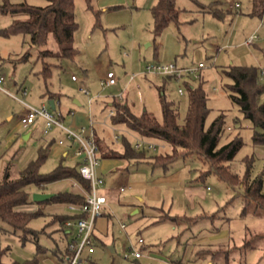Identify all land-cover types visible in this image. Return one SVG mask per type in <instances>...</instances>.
<instances>
[{"label": "rangeland", "instance_id": "rangeland-1", "mask_svg": "<svg viewBox=\"0 0 264 264\" xmlns=\"http://www.w3.org/2000/svg\"><path fill=\"white\" fill-rule=\"evenodd\" d=\"M21 1L46 4L45 0H9L11 3ZM155 1L74 0L77 28L73 46L77 53L73 59L38 57L42 49L58 48L55 40L50 36L46 44L36 45L21 34L3 35L1 32L13 16L0 14V75L4 77L3 87L15 95L0 90V179L6 167L11 177H17L37 156L38 147L52 130L44 133L38 118L22 127L19 116L23 103L19 99L35 108L48 109H51L49 101L52 100L55 105L52 111L64 126L76 132L83 127L88 133L91 121L96 136L111 150L121 152L122 138L115 141L112 128L133 146L137 139L147 138L132 135L123 125L113 127L108 115L113 97L126 100L136 114L143 109L152 111L160 121L159 102L156 100L157 107L151 110L153 105L151 108L150 94L146 90L156 96L163 93L177 106V120L182 122L188 106V87L199 84L209 108L205 126L222 113L225 131L220 143L235 135L242 140L229 162L230 168L242 177L245 160L249 159L250 177L261 175L264 181V143L253 141L252 124L228 97L225 84L229 79L221 71L229 64L264 68V23L260 24L261 16L254 0H175V6L180 9L179 23L170 22L158 33L153 32L150 12ZM215 3L224 12L222 17L208 10ZM252 33L260 39L244 44ZM199 62L204 67L198 77L193 73L169 77L146 72L147 66L155 64H174L181 68L193 67ZM46 63L50 74L44 77L42 70ZM108 71L114 73L116 84L102 86L100 81ZM130 76L134 79L132 82ZM260 82L264 84V77H260ZM82 88L89 90V96H95L91 105L95 115L88 114V96ZM120 91V96H116ZM260 99L264 101V93ZM82 108L84 114H79ZM75 118L81 120L76 126L70 123ZM26 134H29L27 138ZM66 148L52 141L40 172H48L59 164L79 167L84 155L68 150L63 158L61 155ZM168 150L159 145L157 150L147 153ZM207 169L208 164L194 155L175 158L162 167L147 161L126 162L119 157H103L98 151L95 171L104 180L103 188L112 186L114 191L108 195L109 208L103 210L110 211L108 235L98 234L99 241L93 242L92 257L96 264H199L193 260L196 255L203 259V264H225V259L227 264H264V209L255 210L248 204L242 211L244 202L237 194L240 188L230 187ZM74 182L61 179L44 188L32 184L30 196L34 192L80 191L72 186ZM129 183L133 189L117 191L119 185ZM149 185L159 190L147 191ZM103 188L100 190L107 193ZM19 209H39L40 213L28 224L36 233V239L31 234L25 239L20 236V230L0 222L1 259L4 262L29 259L34 260L32 264H62L59 256L65 254L67 241L76 231L70 228L71 233L65 235L55 217L72 212L64 203L53 200L40 204L33 201ZM136 209L138 211L133 213ZM165 215L179 219L159 221ZM196 215L199 217L195 222L189 223L190 219H186ZM181 218L184 221H180ZM120 223L126 227L120 228ZM252 235H257L251 240L253 247L241 248ZM138 237L144 240L143 246L134 244L141 256L126 258L124 254L130 241Z\"/></svg>", "mask_w": 264, "mask_h": 264}, {"label": "trees", "instance_id": "trees-1", "mask_svg": "<svg viewBox=\"0 0 264 264\" xmlns=\"http://www.w3.org/2000/svg\"><path fill=\"white\" fill-rule=\"evenodd\" d=\"M45 1V5H33L25 1L11 3L9 0H2L0 2V14H8L13 17L1 33L6 36L13 34L27 36L28 42L36 45L46 44L51 36L59 47L42 49L38 57H52L57 60L61 58L73 59L77 53L73 46L74 32L77 28L74 0ZM86 1L89 2V0ZM254 4L261 16L262 10H264V0H254ZM208 10L217 17H222L224 14L216 6V3L212 4ZM150 12L154 33L160 32L170 22L179 23L180 9L175 6V0H156L151 5ZM95 15L97 16V13ZM221 71L229 79V82L225 84L228 97L252 124L253 141L264 143V101L260 99L261 94L264 93V84L260 82L261 69L249 65L229 64ZM42 74L44 77L49 76V64L44 65ZM159 103L160 121L150 111L144 110L136 114L126 104L113 99L111 104L114 107V114L110 119L113 124H123L147 140L167 142L170 144L168 151L155 154L147 153L150 149L134 148L123 135V150L121 152L110 150L101 153V155L124 158L134 162L147 161L152 165L162 167H166L175 158L194 155L208 164L207 172H214L230 187L238 186L240 188L237 194L241 196L244 202L242 211L248 204H252L255 210L264 209V192H262L264 181H262L261 175L250 177L251 161L245 160V172L242 177H239L229 165L242 145L240 136L235 135L228 141L220 143L221 136L225 131L222 113L205 126L209 108L206 105V94L201 86L198 84L188 87V106L182 122L177 120V106L173 101L167 100L163 93L159 95ZM52 141L38 147L37 156L19 171L17 177H11L8 167H6L0 179V222H6L14 230H20V236L25 239L28 234L36 239V233L28 224L32 218L40 213L39 209L33 211L19 209V207L33 202L32 195L30 196V185L44 188L51 182L73 179L84 189H89V181L80 175L78 167L59 164L48 172H40V166L47 156ZM96 143L97 145L100 144L98 138H96ZM51 200L64 204H81L84 199L80 191H62L53 194L44 201L34 202L40 204ZM82 216H84L83 213L73 212L57 215L55 218L59 227L64 231L68 227L65 224L66 221H75ZM197 216H189L186 219H190L191 222L189 223H192L198 219L199 216ZM167 219L176 222L179 218L165 215L161 216L159 221ZM182 220L184 221L183 218L180 221ZM256 236H250L247 241H244L241 248L253 247L251 240ZM143 244L144 240L140 245L143 246ZM1 252L0 249V264H32L34 262V260L29 259L4 262L1 259ZM65 254L67 257L72 254V251L68 249V244Z\"/></svg>", "mask_w": 264, "mask_h": 264}, {"label": "built area", "instance_id": "built-area-1", "mask_svg": "<svg viewBox=\"0 0 264 264\" xmlns=\"http://www.w3.org/2000/svg\"><path fill=\"white\" fill-rule=\"evenodd\" d=\"M264 23V10H262L261 22ZM260 39L256 33H252L244 41L245 44L254 43ZM204 67L202 62H199L196 66L193 67H181L178 68L174 64H155L152 66L146 67V72H157L164 75L170 76H181L182 74H191L193 73L196 77L199 76L200 69ZM261 76L264 77V68H261ZM72 78H74L72 76ZM4 77L0 75V90L14 96V94L8 92L3 87ZM116 83V78L112 71H108L104 78L100 81L102 86H111ZM82 91L88 94L87 89ZM182 91L179 89V93ZM24 93V91H23ZM23 103L22 112L19 116V122L23 127H27L35 122L37 118L43 119V132L47 133L53 127H57L62 130L65 134V137L68 140L76 143V148L74 150L75 154H83V160L79 164V173L80 175L89 181V189H84L78 182H74L72 186H77L80 192L83 194V202L81 204L67 203L65 208L70 212H80L84 216L77 218L75 221L68 220L65 222L66 226H75L76 232L75 236L69 240L68 249L72 251L70 257H68L67 264H87V260L83 257L84 253H92L94 250L93 244V230L95 227V222L98 217L103 214L104 206L106 205L107 198L106 195L100 190L102 188L104 180L102 177L98 176L95 167L98 163V146L96 143V138L94 130L91 126L92 122L90 121L89 132L86 133L85 129L81 127L79 132H76L66 126H64L60 119L56 117L52 109L45 108H35L22 100ZM114 114V109H110L108 112L109 116ZM121 138V134H115L114 139L118 141ZM58 143H63V139H59ZM161 144H156L147 139H137L134 143V148H147L150 150H157L158 146ZM120 190H124L123 187H120ZM124 224H121V227H124ZM142 237H138L134 242L130 241L128 248L125 250V257L139 258L141 256V251L137 249L134 244H142Z\"/></svg>", "mask_w": 264, "mask_h": 264}, {"label": "crops", "instance_id": "crops-1", "mask_svg": "<svg viewBox=\"0 0 264 264\" xmlns=\"http://www.w3.org/2000/svg\"><path fill=\"white\" fill-rule=\"evenodd\" d=\"M156 2V1H155ZM245 41V40H244ZM244 41H243V43H244ZM245 44V43H244ZM133 79V77H131L130 76V80H131V82L134 80H132ZM128 81L129 80H127L125 83L127 84L128 83ZM116 84V83H115ZM145 88V87H144ZM146 90V89H145ZM158 90H160L159 88H158ZM149 94H150V107L152 108V105H153V108L151 109V110H153V109H155L157 106H156V100L159 102V95L158 96H156L152 91H150V90H146ZM84 94H86L85 92H83ZM89 90H88V94H86L87 96H88V99H87V101H88V104H89V107H88V114L91 116V114H93V115H95L96 113H95V111L92 109V103H93V100L95 99V96H89ZM120 94H121V91L119 92V94L118 95H116V96H120ZM10 95V94H9ZM115 97H113V99H114ZM114 100H117V101H119L120 103H122V104H126L127 106H128V103H127V101L125 100H120V99H114ZM75 102H76V104H79V101H77L76 99H75ZM152 104V105H151ZM110 105V104H109ZM55 106V105H54ZM111 106V108L110 109H114V107L112 106V104L110 105ZM159 107H160V103H159ZM130 108V107H129ZM145 109H143L142 111H144ZM69 111V113H73L72 111H71V109H69L68 110ZM141 111V112H142ZM148 111V110H147ZM150 112H152V111H150ZM161 112V111H160ZM84 114L83 113V108H82V111H79V114ZM139 114V113H138ZM88 115V116H89ZM110 117V116H109ZM63 118V117H62ZM39 120V122H40V125L42 126V129H43V119H41V118H38ZM77 118H75V120L74 121H70V123H71V125H74V126H76V125H78L79 123H81V120H76ZM115 126H113V127H116V126H120V125H123V124H114ZM124 126V125H123ZM23 127V126H22ZM126 126H124V128H125ZM127 128V127H126ZM115 129L116 128H112V130H113V139H114V135L115 134H117L116 133V131H115ZM53 130V131H52ZM52 130L48 133V134H46V136L48 137V139H46V140H44L43 141V143L42 144H45V143H47L48 141H51V140H53V141H57L58 142V140L59 139H63V143H58V144H60V146L62 145V146H66L67 148L65 149V153H63L61 156L64 158L67 154H68V150H72V151H74L75 150V148H76V143H74V142H72L71 140H68L66 137H65V134H64V132L62 131V130H60L59 128H57V127H53L52 128ZM94 130V129H93ZM129 131L132 133V135H134V134H136V135H138L137 133H135V132H133V131H131L130 129H129ZM94 134H95V138H98L99 140H100V144H98L97 146H98V151H99V153L101 154V153H106L107 151L109 152L111 149L107 146V145H105V143L99 138V137H97L96 136V133H95V131H94ZM28 135L29 134H26L25 135V138H27L28 137ZM122 136H123V134H121V138H122ZM150 141H152L153 142V140H150ZM156 144H161V146L160 147H162V148H164V149H169L170 148V144H168L167 142H165V141H160L159 143H156ZM101 156H103V157H107V156H105V155H101ZM111 157V156H110ZM121 159H123V160H125L126 162H128L126 159H124V158H121ZM104 184V183H103ZM130 185H127V186H125V185H119V188H117V191L118 192H124L125 190H126V188L127 189H133V185H131V183H129ZM120 187H123L124 188V190H120ZM148 188L146 189L147 191H150V190H153V191H155V190H159V189H156V187H152V186H147ZM102 188H103V186H102ZM139 188V187H138ZM141 188V187H140ZM105 189V191L107 192V193H105V192H103L105 195H106V198H107V202H108V195L110 194V192H112V191H114V188L112 187V186H107L106 188H103V190ZM137 190H139V189H137ZM143 200V199H142ZM107 202H106V205L104 206L105 208H109V206H108V204H107ZM104 208V209H105ZM103 209V210H104ZM138 211V209H136L135 211H133V213H136ZM109 216H110V211L108 212V213H105L104 211H103V214L100 216V217H98L97 219H96V222H95V227H94V230H93V242L95 243V241L97 242V241H99V239H98V237L96 236V235H98V234H100V236H107L108 235V232H109ZM120 225V228H122V229H124L126 226H124V227H121V223L119 224ZM74 227V229H75V231H76V227L73 225L72 227H67V228H65L64 229V231H63V233L65 234V233H67V234H65V235H68V233H71V229L70 228H73ZM73 238V237H72ZM71 238V239H72ZM127 238H128V240L130 239V237L127 235ZM131 240V239H130ZM134 242V241H133ZM67 244H68V241H67ZM110 248V247H109ZM111 249V248H110ZM111 251H113V249H111ZM94 252H95V248H94V250H93V252L92 253H86L85 254V259H87V261H88V263L89 264H96V262H95V259L92 257V255L94 254ZM59 258H60V261L62 262V264H67L68 263V257H67V255L66 254H63L62 256H59ZM136 259V258H135ZM193 260H195V261H198V263L199 264H203V259L199 256V255H196V256H194V258H193ZM202 262V263H201ZM227 262H228V260L227 259H225V264H227Z\"/></svg>", "mask_w": 264, "mask_h": 264}, {"label": "water", "instance_id": "water-1", "mask_svg": "<svg viewBox=\"0 0 264 264\" xmlns=\"http://www.w3.org/2000/svg\"><path fill=\"white\" fill-rule=\"evenodd\" d=\"M50 104V108L54 109V102L52 100L49 101ZM53 195V193H44V192H34L32 193V200L33 201H44L46 199H48L49 197H51ZM111 249H113L112 246H110Z\"/></svg>", "mask_w": 264, "mask_h": 264}]
</instances>
